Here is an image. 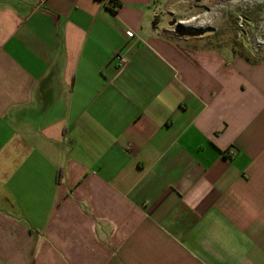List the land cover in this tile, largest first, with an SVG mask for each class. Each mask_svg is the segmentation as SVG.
<instances>
[{
	"label": "crops",
	"instance_id": "1",
	"mask_svg": "<svg viewBox=\"0 0 264 264\" xmlns=\"http://www.w3.org/2000/svg\"><path fill=\"white\" fill-rule=\"evenodd\" d=\"M118 1L0 0V264H264V60Z\"/></svg>",
	"mask_w": 264,
	"mask_h": 264
},
{
	"label": "rangeland",
	"instance_id": "2",
	"mask_svg": "<svg viewBox=\"0 0 264 264\" xmlns=\"http://www.w3.org/2000/svg\"><path fill=\"white\" fill-rule=\"evenodd\" d=\"M184 8L199 42L207 39L215 49L251 63L264 60V0H205Z\"/></svg>",
	"mask_w": 264,
	"mask_h": 264
},
{
	"label": "built area",
	"instance_id": "3",
	"mask_svg": "<svg viewBox=\"0 0 264 264\" xmlns=\"http://www.w3.org/2000/svg\"><path fill=\"white\" fill-rule=\"evenodd\" d=\"M105 3L108 4L109 0H105ZM126 35L128 37H133V32L132 31H126ZM112 64L116 70L121 71L128 64V59L125 57L124 54H122L120 52H116V53H114V55L112 57Z\"/></svg>",
	"mask_w": 264,
	"mask_h": 264
},
{
	"label": "trees",
	"instance_id": "4",
	"mask_svg": "<svg viewBox=\"0 0 264 264\" xmlns=\"http://www.w3.org/2000/svg\"><path fill=\"white\" fill-rule=\"evenodd\" d=\"M98 1H100L101 3H103L104 6L108 10H110L111 12H113V13H116L117 9L120 6V3H119L118 0H109V3L108 4L105 3V0H98ZM58 180H59V176H58Z\"/></svg>",
	"mask_w": 264,
	"mask_h": 264
}]
</instances>
